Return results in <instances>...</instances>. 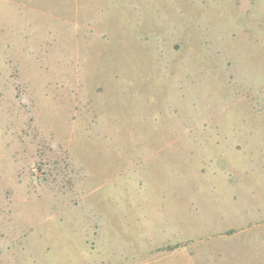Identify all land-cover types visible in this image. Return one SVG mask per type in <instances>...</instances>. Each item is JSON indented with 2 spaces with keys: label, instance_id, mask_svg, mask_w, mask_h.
<instances>
[{
  "label": "rangeland",
  "instance_id": "obj_1",
  "mask_svg": "<svg viewBox=\"0 0 264 264\" xmlns=\"http://www.w3.org/2000/svg\"><path fill=\"white\" fill-rule=\"evenodd\" d=\"M0 264H264V0H0Z\"/></svg>",
  "mask_w": 264,
  "mask_h": 264
}]
</instances>
